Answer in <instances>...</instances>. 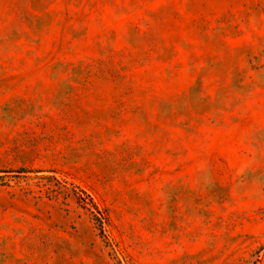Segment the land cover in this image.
<instances>
[{
	"label": "rangeland",
	"instance_id": "obj_1",
	"mask_svg": "<svg viewBox=\"0 0 264 264\" xmlns=\"http://www.w3.org/2000/svg\"><path fill=\"white\" fill-rule=\"evenodd\" d=\"M0 264H264V0H0Z\"/></svg>",
	"mask_w": 264,
	"mask_h": 264
}]
</instances>
